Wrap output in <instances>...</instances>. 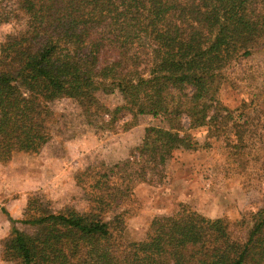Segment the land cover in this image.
Instances as JSON below:
<instances>
[{
  "label": "trees",
  "instance_id": "1",
  "mask_svg": "<svg viewBox=\"0 0 264 264\" xmlns=\"http://www.w3.org/2000/svg\"><path fill=\"white\" fill-rule=\"evenodd\" d=\"M18 7L28 16L27 29L0 43L1 163L20 152H38L50 138L49 122L36 115L23 85L41 101L53 94L71 98L88 123L105 115L101 122L110 129L126 116L122 131L143 125L128 157L114 164L116 173L96 175L93 213H57L45 199L30 200L21 222L35 231L20 230L9 217L2 259L264 264V206L230 221L182 204L153 217L144 239L126 243L122 256L100 251L81 258L83 249L111 241L106 217L133 197L135 184L161 182L176 150L201 147L190 130L207 127L222 137L228 157L241 167L249 142L264 140V104H255L264 96V66L238 79L254 99H241L231 109L220 98L231 69L264 54V0H19ZM116 91L122 101L110 105L105 96Z\"/></svg>",
  "mask_w": 264,
  "mask_h": 264
},
{
  "label": "rangeland",
  "instance_id": "2",
  "mask_svg": "<svg viewBox=\"0 0 264 264\" xmlns=\"http://www.w3.org/2000/svg\"><path fill=\"white\" fill-rule=\"evenodd\" d=\"M18 3L19 0H0V43L8 35L27 29L28 16ZM260 66H264L263 53L231 69L220 94L225 106L233 109L241 99H254L253 91H248L247 84L238 79L242 72L250 73ZM23 87L36 115L49 122L50 138L38 152H20L8 163L0 162V208L7 213L0 209V264H21L2 259V244L11 235L9 217L20 230L35 231L33 226L21 222L30 200L45 199L57 213H93L96 175L101 170L116 173L112 170L114 164L128 157L134 135L143 125L122 131L121 121L128 119L126 116L117 122L116 129H110L101 122L108 119L105 115L92 116V122L88 123L71 98L53 94L47 101H41L30 85ZM105 97L110 105L122 101L118 91ZM263 97L256 99L255 104H264ZM183 122L186 126L187 121ZM155 123L160 121L156 119ZM190 132L201 147L176 150L165 166L161 182L135 184L133 197L106 217L113 235L111 241L101 247L83 249V260L100 251H109L114 259L122 256L127 251L126 243L144 239L153 217L171 214L182 204L209 217L226 216L230 221L245 210L264 206V140L254 137L249 142L241 167L235 156L228 157L222 137L211 135L207 127Z\"/></svg>",
  "mask_w": 264,
  "mask_h": 264
},
{
  "label": "crops",
  "instance_id": "3",
  "mask_svg": "<svg viewBox=\"0 0 264 264\" xmlns=\"http://www.w3.org/2000/svg\"><path fill=\"white\" fill-rule=\"evenodd\" d=\"M133 144H130V146H132ZM124 155V157H125V154H123Z\"/></svg>",
  "mask_w": 264,
  "mask_h": 264
}]
</instances>
